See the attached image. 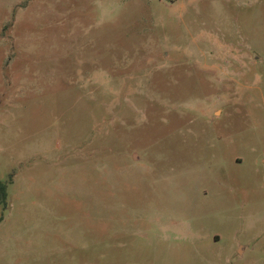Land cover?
I'll return each instance as SVG.
<instances>
[{"label": "rangeland", "instance_id": "obj_1", "mask_svg": "<svg viewBox=\"0 0 264 264\" xmlns=\"http://www.w3.org/2000/svg\"><path fill=\"white\" fill-rule=\"evenodd\" d=\"M0 264H264V0H0Z\"/></svg>", "mask_w": 264, "mask_h": 264}, {"label": "trees", "instance_id": "obj_2", "mask_svg": "<svg viewBox=\"0 0 264 264\" xmlns=\"http://www.w3.org/2000/svg\"><path fill=\"white\" fill-rule=\"evenodd\" d=\"M8 198V185L7 183L0 182V206H6Z\"/></svg>", "mask_w": 264, "mask_h": 264}]
</instances>
